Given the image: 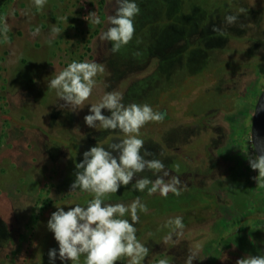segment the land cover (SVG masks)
Returning a JSON list of instances; mask_svg holds the SVG:
<instances>
[{
    "label": "rangeland",
    "instance_id": "1",
    "mask_svg": "<svg viewBox=\"0 0 264 264\" xmlns=\"http://www.w3.org/2000/svg\"><path fill=\"white\" fill-rule=\"evenodd\" d=\"M135 2L140 13L134 19L133 39L113 53L112 42L101 40L100 36L111 26L108 16L115 12L114 0H108V5L104 0H47L42 9L35 6L34 0H0V152L12 147L15 136H26L24 158L5 163L0 160V198L11 195L9 207H18L23 215L29 211L31 216L29 225L23 228L11 216L15 208L0 205V264H50L48 252L53 248L57 249L53 263L61 262L58 243L47 228L51 214L57 207L67 211L77 204L86 206L94 198L92 193L71 192L75 164L96 144L107 148L124 138L118 130L89 128L84 121L91 104L98 103L107 92L120 93L125 105L148 104L154 111L166 112L163 122L147 123L139 138L144 140L145 149L153 153L148 159L161 160L179 178L186 170H212L215 160L204 148L214 130L210 127L220 126L224 138L219 146L228 157L225 166L240 162L233 171L244 176H234L225 167L216 177L224 174L228 187L251 200L240 207L238 198V208L228 212L225 231H233L230 227L246 209L254 215L264 209V191L257 170L249 165V158L257 155L250 124L255 102L264 88V0ZM21 3L26 11L23 21L19 15ZM91 12H96L100 24L85 19ZM228 15H236L237 22L227 24ZM21 24L28 26L23 32L18 30L17 25ZM214 26L220 31H213ZM36 29L39 33L34 35ZM54 29H59V33ZM73 61L96 62L104 68L95 77L96 86L89 100L75 111L48 86ZM22 87L34 90L36 98L31 105L22 107L16 100ZM102 114L109 116L110 112L102 109ZM31 140L39 145L34 142V147ZM74 141L81 143L80 150ZM173 146L182 147L187 156L173 150ZM30 156L40 161H30ZM139 175L154 177L150 171ZM246 179L251 183L249 193L242 186ZM54 182L59 187H48ZM200 189L189 185L180 196L170 193L165 198L133 190L130 184L121 186L105 202L130 204L138 196L141 198L148 212H138L135 227L136 235L146 232L140 237L146 247L173 227L165 226L170 219L155 222L156 215L161 214L163 219L182 217L184 255L176 250L178 246L174 247L173 261L181 259L185 264L190 251L200 253L211 239L223 233L222 227L212 223L218 219L213 203L215 190ZM162 199L175 202L166 205ZM124 218L131 222L130 215ZM252 227L264 244V226H257L254 219ZM250 242H237L213 264H236L238 259H232L233 252L264 256V248ZM197 245L202 247L197 249ZM159 253L152 252L144 263L155 264L154 257ZM84 260L82 256L79 264H84ZM196 262L197 259L193 264ZM117 264H128V259Z\"/></svg>",
    "mask_w": 264,
    "mask_h": 264
},
{
    "label": "clouds",
    "instance_id": "2",
    "mask_svg": "<svg viewBox=\"0 0 264 264\" xmlns=\"http://www.w3.org/2000/svg\"><path fill=\"white\" fill-rule=\"evenodd\" d=\"M115 12L108 16L111 25L104 31L100 39L112 42L113 53L118 52L133 39L135 33L134 19L140 13L135 0H114ZM47 0H34L37 8L42 9ZM85 19L92 24H100L101 20L96 12L89 13ZM236 15L225 17L227 24L237 22ZM8 29L5 26L4 31ZM53 31L59 33V29ZM213 31H220L213 28ZM39 33L36 29L34 35ZM104 71L102 65L96 62L73 61L60 71L51 81L49 87L57 91L60 99L71 106L73 111L82 109L89 100L96 86L95 77ZM123 96L118 92H107L98 103L91 104L90 114L84 117L89 128L97 126L105 130L119 131L124 138L113 142L105 148L99 144L83 153V160L75 164L77 169L75 181L71 184V192L77 190L94 194L86 206L79 204L63 207L51 214L47 228L54 234L58 243V258L79 264L81 257H85L84 264H117L127 258L128 264H142L148 256L149 248L137 239L139 222L138 212L147 213L146 204L138 196L130 204L106 203L111 194H116L121 186L131 184L133 190L148 195L159 193L167 198L174 194L180 196L182 181L179 176L172 175L165 164L159 159H148L153 156L144 147V140L140 137V130L149 122H163L166 112L154 111L148 104L122 103ZM102 109L110 112L109 116L102 114ZM253 140V139H252ZM260 153L249 158L252 170H258L259 177L264 178V148L257 147ZM150 171L155 179L139 174ZM254 179H257L255 177ZM133 180L135 182L133 183ZM130 215L131 222L124 217ZM183 218L170 219L165 226H174L165 243L183 234ZM179 230V231H176ZM197 249L202 245H197ZM50 264L57 259V249L48 252ZM198 258L197 251H190L185 264H193ZM158 264H169L167 259H161ZM236 264H264V256H247L238 259Z\"/></svg>",
    "mask_w": 264,
    "mask_h": 264
},
{
    "label": "flooded vegetation",
    "instance_id": "3",
    "mask_svg": "<svg viewBox=\"0 0 264 264\" xmlns=\"http://www.w3.org/2000/svg\"><path fill=\"white\" fill-rule=\"evenodd\" d=\"M13 1V0H12ZM15 2V1H14ZM104 2H107L105 4L108 5V0H104ZM104 4V5H105ZM106 5V6H107ZM19 10H21V13L19 15H21V21H23V18L25 16V9H24V4L21 3ZM108 11V10H107ZM16 14V13H15ZM14 14V15H15ZM17 16V15H15ZM20 27V32H23L25 28H28L27 24L26 25H17ZM27 26V27H26ZM24 87V85H23ZM23 87L21 88L20 91H18V96H16V100H18L20 103V105L22 107H24L25 105H31V103H33V100L36 98V94H32L31 92H28V89H23ZM15 100V101H16ZM8 104L10 105V107H13V103L12 101H8ZM251 126V124H250ZM205 127V126H204ZM214 129L212 132L210 131L211 129ZM209 131H210V136L208 139L207 144L205 145V152L207 153V155H209L211 153V157L215 160L214 161V166H212V170L211 171H202L199 173L196 171H184V175H182L180 177L181 181H182V185L185 187H188L189 185L192 187H195V189H198L201 191L200 187H213V190H215L214 192V207L216 209L215 213H218V219H215L216 221H213V217L211 218V220L213 221L212 223L217 224L218 228L222 227L221 230L223 233H221L218 237L211 239L208 243L207 246L203 249V251H200V253L198 252V258H197V262L196 264H213L215 260H217L220 255L222 253H224L225 251H228L229 249H231L234 246H237V242H240L241 244L246 243L248 240H250L251 244L254 242L257 245L259 244V248L262 249L264 248V244L260 243L259 241V237L256 233L253 232V227H252V223L253 220L255 219V224H257V226H264V209L262 210V212L258 215H254L252 213H249L250 211L246 209V211H244V215L240 216L236 222H235V226L234 227H230V228H234L233 231H225L224 229H226V223L228 222L227 220H229L228 218V212H231L232 209H236L238 208L237 203H239V199L241 198V202L239 205L240 207L243 206L244 203H249L251 200L248 199V196H246L245 194H239L237 192L236 188H232V187H228L227 183H225L226 178L225 175L223 174L221 176V178H217L216 175L220 172H222V170L225 167L229 168V172L233 171V167L236 168L237 165L240 164V162H237L236 164H232L231 162L229 164H227L225 166V162H227L228 160L224 156V152H223V148H220L219 144L220 141L223 140L222 138V132L220 131L221 128L220 126L214 124V126L210 127ZM25 138L26 136H15V140L12 141L13 145L10 148H6V152L7 154L4 155L3 160H5V162H7L8 157H12V159L15 160H19L20 158H24L23 155L26 153V146H25ZM11 139V138H10ZM9 139V140H10ZM33 141V140H31ZM215 141V142H214ZM35 141H33L34 143ZM35 143L38 144V142L36 141ZM74 146L75 148H79L78 150L81 149V143H79L78 141H74ZM35 147V146H34ZM173 150L181 153L184 156H187V154H185V151L182 147L179 146H173L172 147ZM38 153V152H37ZM58 157L60 156V150L59 153H57ZM208 159V157H207ZM2 161V158L0 159ZM30 161L35 160L37 162L40 161V158H36V157H31L30 159H28ZM2 163V162H1ZM39 165V163H38ZM170 173L172 175L173 171L169 170ZM234 172V176H241L243 175L242 173H239L238 171H233ZM227 174H229L227 172ZM55 174H53V176H55ZM178 175V174H177ZM259 175L258 170H257V176ZM53 176H51V178H53ZM244 176V175H243ZM59 178V177H58ZM152 179H155V177H152ZM59 180V179H58ZM247 181V179H246ZM243 183V187L245 188L246 192L249 193L250 192V187H251V183L247 182ZM258 181L260 183L261 189L262 191H264V179L258 176ZM229 183V182H228ZM14 185V184H11ZM241 186V187H242ZM48 187H59V185H57V183H53L52 185H49ZM185 187L182 188V191H185ZM12 192V191H11ZM10 192V193H11ZM5 193V191H4ZM4 195V194H3ZM156 195H158V197H160L161 195L159 193H157ZM11 196V195H10ZM9 196V197H10ZM205 195H203L202 197H204ZM209 195H207L208 198ZM246 196V197H245ZM6 197V198H0V205H4L5 207L7 206L8 208H10V204L11 203V198ZM163 197V196H162ZM115 200V199H114ZM244 200V202H243ZM162 204H166V205H171L172 203H174L175 201H164L163 199L161 200ZM206 201H208V199H206ZM15 208V212L13 215V219L17 220L16 222L21 224L23 228L24 225L28 226L29 222L31 220V216H30V212L27 211L26 215H23L18 207H13ZM13 208H10L11 210ZM245 208H250L248 205H245ZM165 214V213H163ZM175 217H166L165 219L162 218L161 214L160 216H155L154 217V221L158 222L159 224L162 223V220H166V219H173ZM158 219H161L160 221H158ZM27 220V221H26ZM210 220V222H211ZM26 222V223H25ZM25 223V224H24ZM184 224V223H183ZM174 227V226H173ZM173 227L171 228V230L167 231L165 234L161 235V237L155 239L154 241H152L150 243V246H148L149 248V254L148 256L154 252V251H160L159 254H157L154 257L153 262L155 264H158V262L161 259H167L169 261V264H183L184 261L183 260H177V261H173V254H174V247H177L182 254L184 255V237L182 236H176L173 233V237L171 241H168L167 243H165L164 238L169 235V233L173 232ZM148 233V232H147ZM144 234H146V232H142L140 234H137V239L145 244L143 242V240H141V236H143ZM175 238V240H174ZM160 244H164L162 248L158 249V246ZM176 245V246H175ZM180 246V247H179ZM253 250L258 251V249L254 248ZM249 256L248 254L244 253V255H238L236 254V252H233V255H231L232 259L236 258V259H241V258H245L247 256ZM252 256V254H251ZM256 256H262L260 254H256ZM65 262V261H63ZM62 261L61 262H55L53 264H64ZM142 264H150V263H144V261H142Z\"/></svg>",
    "mask_w": 264,
    "mask_h": 264
},
{
    "label": "water",
    "instance_id": "4",
    "mask_svg": "<svg viewBox=\"0 0 264 264\" xmlns=\"http://www.w3.org/2000/svg\"><path fill=\"white\" fill-rule=\"evenodd\" d=\"M250 135L254 150L259 155L260 153L256 148H264V88L261 90L254 105Z\"/></svg>",
    "mask_w": 264,
    "mask_h": 264
},
{
    "label": "crops",
    "instance_id": "5",
    "mask_svg": "<svg viewBox=\"0 0 264 264\" xmlns=\"http://www.w3.org/2000/svg\"><path fill=\"white\" fill-rule=\"evenodd\" d=\"M28 92H31L32 94H34L35 92H34V90L32 89V90H30V89H28L27 90ZM20 136H23V133H20ZM10 139V138H9ZM15 140V138H13V140L12 141H14ZM36 142V141H35ZM35 143H33V145H34ZM37 144V143H36ZM37 145H39V143L37 144ZM35 146V145H34ZM38 150V149H37ZM2 152H0V159L2 158L3 159V157H4V155L5 154H7V152H6V148L5 149H3V150H1ZM30 158H31V156H30ZM29 158V159H30ZM12 160L13 161V159H12V157H8V160L7 161H9V160ZM2 163H5V160H4V162H2ZM20 179H21V177H20ZM11 181V180H10Z\"/></svg>",
    "mask_w": 264,
    "mask_h": 264
},
{
    "label": "trees",
    "instance_id": "6",
    "mask_svg": "<svg viewBox=\"0 0 264 264\" xmlns=\"http://www.w3.org/2000/svg\"><path fill=\"white\" fill-rule=\"evenodd\" d=\"M264 179V178H263Z\"/></svg>",
    "mask_w": 264,
    "mask_h": 264
}]
</instances>
